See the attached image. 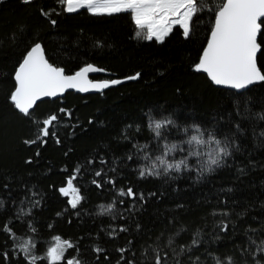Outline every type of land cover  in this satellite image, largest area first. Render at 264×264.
I'll use <instances>...</instances> for the list:
<instances>
[{"label": "trees", "instance_id": "16d2710c", "mask_svg": "<svg viewBox=\"0 0 264 264\" xmlns=\"http://www.w3.org/2000/svg\"><path fill=\"white\" fill-rule=\"evenodd\" d=\"M218 2L205 0L206 8L215 9ZM41 7L46 11L55 8L56 12L45 18L40 14ZM200 15L202 19L190 39L175 27L163 43H158L135 37L137 29L129 12L93 16L83 9L67 13L55 0H34L29 5L21 0H0V200L4 204L0 207V226H12L19 238L17 243L33 238V254L43 258L59 235L78 244L82 264H116V249L127 247V240H133L132 251L139 261L141 250L148 245L163 247L181 228L186 231L175 237L176 243H188L199 229L200 264H216L217 259L226 264L229 256L234 264H253L252 256L242 254L240 249L248 246L247 236L257 242L264 239L260 235L264 231V119L260 118L264 115V82L240 94L216 87L208 76L194 70L214 23L212 11ZM50 19L57 23L52 25ZM33 41L40 42L49 62L64 68L68 75L91 64L101 70L95 80L126 81L100 94L69 92L62 99L39 103L32 111V119H43L52 113L61 117L56 126L60 143L49 138L43 147L25 144L34 138L36 125L10 100L15 70ZM259 43L262 51L258 66L264 73V35H260ZM136 73H140L138 79H126ZM60 108L71 111L72 118L59 113ZM167 119L174 123L162 130V137H156L149 123ZM237 122L243 127L242 133L234 127ZM201 134L212 153L216 148L213 135L222 142L227 135L229 142L236 140L243 150L232 162L233 167L218 169L197 180L198 169L209 156L189 155L196 151L187 143L192 135ZM171 144L177 150L166 158H187L190 170L172 173L176 180L139 179L138 166L150 164ZM133 145L147 147L138 150ZM129 154L134 156L132 161L127 160ZM145 154L149 160L144 159ZM101 157L109 161L103 167L108 176L115 175L117 188L131 186L146 196L157 193L135 211L134 219L125 211L131 201L117 196L110 185L103 189L92 185L94 171L101 165H88L87 160ZM249 160L254 163L248 164ZM239 164L246 168L243 175L236 171ZM77 166H83V171L74 184L79 183L86 199L78 210H72L69 199L58 189L66 186V179ZM112 167L117 168V173L108 171ZM5 183L9 185L7 189L3 187ZM229 187L232 192H227ZM29 190L38 195L25 198ZM114 199H125V205L117 203L112 213L101 215L99 205L106 206ZM224 199L227 204L221 203ZM34 200L40 201L36 207L30 202ZM225 210L227 218L219 214ZM213 211L218 215H212ZM121 214L127 218L126 224L119 219ZM113 216L117 218L113 220ZM221 219L230 220L235 230L219 232L216 225ZM136 223L142 226L139 231ZM27 224L36 231L32 232ZM121 224L130 231L109 238L110 226L118 228ZM0 245L17 253L9 264H27L4 233H0ZM94 246L104 248L109 259L101 255L97 260ZM70 255L77 253L69 249L65 257ZM125 255L131 258V253ZM37 264L49 262L40 259Z\"/></svg>", "mask_w": 264, "mask_h": 264}, {"label": "snow or ice", "instance_id": "6c2138e0", "mask_svg": "<svg viewBox=\"0 0 264 264\" xmlns=\"http://www.w3.org/2000/svg\"><path fill=\"white\" fill-rule=\"evenodd\" d=\"M23 4L29 5L34 0H21ZM55 3L63 8L67 13H76L81 9L86 10L90 15L102 16L113 15L123 12H130L132 20L137 31L135 37L147 41L155 40L158 43H163L174 27H179L181 34L185 39H190L202 19L200 13L204 11H212L214 15V23L210 30V37L207 40L202 55L198 63L194 65L196 72H204L210 80L218 86H226L237 91L245 90L255 82H264V73L257 67V53L261 51V43L258 42V34L264 35V0H219L218 6L215 9H208L205 5V0H55ZM42 17L50 18L56 12L55 8L46 11L43 7L39 9ZM50 23L55 25L57 21L50 19ZM100 71L99 68L89 64L72 75H65V70L62 67H56L46 58L45 47L38 41L27 48L22 61L15 70V88L11 93L10 100L14 107L25 117L36 125V132L33 139L26 140L25 144L36 145L41 147L48 143L49 138L55 139L57 144L60 143L59 136L56 131V126L61 117L57 113H52L43 119H32V110L37 104V101L43 97H56L64 93L67 89H76L79 92H88L89 90L103 91L110 86L121 83L120 80H104L101 82H93L88 79V73ZM140 73L129 76L126 79H138ZM59 113H62L68 119L72 118V112L60 108ZM264 119V115H261ZM151 119V118H150ZM92 123V121H89ZM174 121L167 119L164 121H152L149 123L156 137H162V130ZM237 132L242 133L243 127L240 123L234 125ZM197 132L200 131L197 127ZM234 135V133H233ZM264 136V132L261 133ZM212 141L216 145L213 153L209 154L208 159L200 166L197 173V180L203 178L206 174H213L218 169L233 167V161L236 156L243 150V145H237L236 140L229 142L227 135L222 142L215 135L212 136ZM204 145L206 141L201 135H192L188 143ZM138 150L146 149L147 145H133ZM167 151L160 156H157L154 161L148 165L138 166V178L147 180L148 178L159 179L167 177L171 180H176L177 176L172 173L179 174L184 170H190L187 158L180 159L176 162H169L166 158L168 153L177 150L175 144L166 145ZM235 149V152L233 151ZM182 150V149H181ZM39 155V151L36 153ZM67 154V153H66ZM189 155L198 156L197 152H190ZM133 154L127 156V160L132 161ZM144 159L149 160L150 157L145 154ZM31 163V161H27ZM99 163L101 167L94 171V179L91 183L98 189H103L106 185H110L116 189V194L119 197L126 198L131 201L125 211L134 219L135 211L147 204L148 198L156 197V192H150L145 195L144 192L134 191L131 186L126 188H117V180L115 175L108 176L107 171L103 166L108 165L109 161L104 158L98 160L88 159L87 164L92 165ZM254 161L249 160L248 164H253ZM83 171V166H77L72 174L66 179V186H61L58 191L65 197H70L67 201L72 210H78L82 202L86 199L81 194V187L78 182ZM112 173H117V168L108 169ZM236 171L241 175L245 174L246 168L243 164L236 167ZM98 178V179H97ZM5 189L9 187L7 183L3 185ZM227 192H232V188H228ZM36 196L35 192L28 191V195ZM162 195V194H161ZM33 207L39 205V200L30 201ZM117 203L125 205V199L112 200L106 206L99 205L100 214H110L116 208ZM222 204H227V199L221 201ZM3 201L0 200V207H3ZM182 207V205H180ZM79 212H77V215ZM221 214L227 218L229 213L227 210ZM60 215V213H57ZM212 215H218L216 211ZM19 219V216L17 217ZM117 217L113 216L115 220ZM120 220L127 223V218L121 214ZM171 222V221H170ZM125 224L119 227H111L107 235L111 239L117 238L121 233L130 231ZM35 232L36 229L31 225H26ZM135 228L139 231L141 225L136 223ZM52 225H49L51 228ZM216 228L219 232L227 233L234 231L236 226L231 224V221L221 219ZM255 231V229H250ZM186 229L181 228L175 233V236H170L166 243L161 247L159 244L156 247L148 245L141 250V260L135 257L137 253L132 251L133 240H127V247H119L116 251L119 257L116 264H200L201 257L197 254V250L201 247L202 240L200 238V230L197 229L190 237L188 243H176L175 237H178L181 232ZM0 233H4L7 239L13 240V248H18L19 253H22L27 264H37V260L47 259L49 264H82L79 256V246L68 239H62L59 235L54 237V246L47 249L46 257H38L33 254L36 247V242L33 238L19 240L14 232L13 227L8 223L0 226ZM261 236H264V231H261ZM160 237H157L159 240ZM248 246L241 247V253H249L253 258V264H264V239L257 242L251 236H247ZM6 243V242H5ZM254 246V247H253ZM5 245H0V264H9L15 252L4 250ZM74 250L77 255L65 257V253L69 250ZM166 249V250H165ZM92 251L96 254V259L99 260L101 255L103 259L108 260L109 256L106 250L100 246H94ZM125 253H131V258ZM171 254V255H170ZM183 257L184 259H181ZM86 264V262H85ZM216 264H225L224 261L217 259ZM226 264H234L232 257L226 258Z\"/></svg>", "mask_w": 264, "mask_h": 264}, {"label": "water", "instance_id": "95a60500", "mask_svg": "<svg viewBox=\"0 0 264 264\" xmlns=\"http://www.w3.org/2000/svg\"><path fill=\"white\" fill-rule=\"evenodd\" d=\"M262 20H264V18H262ZM262 29H263V28H262ZM259 38H260V34H258V42H259ZM261 51H262V49H261ZM261 51H259V52L257 53V58H256V62H257V67H258V69H259V66H258V57H259ZM93 66H94V65H93ZM94 67H96V66H94ZM97 68H98V67H97ZM99 69H100V68H99ZM259 70H260V69H259ZM100 73H101V70H100V71H97V72H91V73H88V74H87V75H88V79L91 80V81H93V82H101V81H104V80H95V79H94L95 77H97L98 75H100ZM200 73H202V74H204V75L207 76V74L204 73V72H200ZM261 73H262V72H261ZM65 75H68V74L65 73ZM209 79H210V78H209ZM120 81H122V82L119 83V84H117V85H120V84L126 82L125 80H120ZM211 82H212V81H211ZM212 83H213V82H212ZM261 83H263V82H260V81L255 82L253 85H250L247 89H245V90H240V91H237V90H234V89H230V88H228V87H226V86H218V85H215L214 83H213V84H214L216 87H218V88L225 89V90H230V91H234V92H236V93H240V94H241V93L247 92L248 90H250V89L253 88L254 86L260 85ZM117 85H113V86H117ZM113 86H110V87H113ZM110 87H109V88H110ZM107 89H108V88H107ZM107 89H104L103 91L89 90L88 92H79V91L76 90V89H67L64 93H62V94H60V95H58V96H56V97H43V98H41V100L37 101L36 106H37L39 103L44 102V101L62 99V98H63L67 93H69V92H77V93H81V94H83V95H92V94H100V93L104 92V91L107 90ZM36 106H35V107H36ZM35 107H34V109H35ZM34 109H33V110H34ZM33 110H32V111H33Z\"/></svg>", "mask_w": 264, "mask_h": 264}, {"label": "rangeland", "instance_id": "374dc122", "mask_svg": "<svg viewBox=\"0 0 264 264\" xmlns=\"http://www.w3.org/2000/svg\"><path fill=\"white\" fill-rule=\"evenodd\" d=\"M130 13V12H129ZM131 14V13H130ZM178 27V26H177ZM175 28V27H174ZM173 28V29H174ZM167 38V37H166ZM165 38V39H166ZM187 146L189 147V148H194L195 149V151L197 152V153H199V155H201V154H203V153H207V156H209V154H211L212 153V151H211V148H209L208 146H210L209 145V143L208 142H206L204 145H197V144H195L194 142L193 143H187ZM200 146H202V148H199ZM208 147V148H207ZM172 153H174V152H172ZM168 160H169V162H176V161H172L171 160V158H167ZM68 199H70V197H67Z\"/></svg>", "mask_w": 264, "mask_h": 264}]
</instances>
